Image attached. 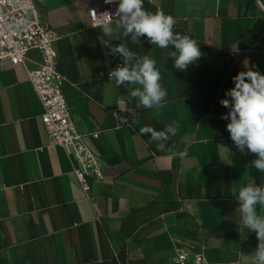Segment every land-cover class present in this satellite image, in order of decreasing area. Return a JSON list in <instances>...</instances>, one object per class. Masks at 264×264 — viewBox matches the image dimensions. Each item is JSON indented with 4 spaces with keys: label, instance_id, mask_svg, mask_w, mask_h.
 Masks as SVG:
<instances>
[{
    "label": "crops",
    "instance_id": "crops-1",
    "mask_svg": "<svg viewBox=\"0 0 264 264\" xmlns=\"http://www.w3.org/2000/svg\"><path fill=\"white\" fill-rule=\"evenodd\" d=\"M35 1L60 36L59 68L71 81L64 93L105 177H87V198L65 150L51 142L28 75L41 52L31 49L25 65H0V264H179L180 250L189 252L188 263L201 253L214 264H255L257 237L242 229L231 190L250 178L264 185V173L252 166L256 154L231 140L230 121L221 118L230 109L220 101L230 99L225 92L239 72L264 74V0H143L145 10L173 16V31L199 43L203 55L185 71L173 68L171 47L91 27L89 10L104 0ZM106 41L155 59L168 92L163 107H137L109 81L123 59ZM121 100L129 127L112 112ZM172 122L180 128L167 144L186 158L140 134Z\"/></svg>",
    "mask_w": 264,
    "mask_h": 264
},
{
    "label": "clouds",
    "instance_id": "clouds-1",
    "mask_svg": "<svg viewBox=\"0 0 264 264\" xmlns=\"http://www.w3.org/2000/svg\"><path fill=\"white\" fill-rule=\"evenodd\" d=\"M105 3L111 4L114 0H105ZM113 16L115 27L111 20ZM175 24V18L166 15L163 10L155 13L145 10L143 0H119L115 14H109V19L102 21L100 27L108 37L113 32L119 33L122 30L123 37L130 38L133 44L139 45L141 38L146 37L150 44L161 49L171 47L174 50L169 51L168 56L173 60V68L185 71L203 53L195 39L173 31ZM105 44L109 47L110 54L123 59L122 65H117L108 73L109 81H115L116 87L126 88L130 99L138 100L137 107L157 110L163 107L168 92L160 83L162 76L155 59L147 55L139 56L123 43L113 46L106 41ZM232 79L234 87L225 92V96L230 99L220 101L222 106L230 110L221 118L230 121L226 128L237 149L241 153L247 149L256 154L257 158L251 162L252 166L264 173V74L249 68ZM179 128L177 122L166 124L159 131L151 126H144L140 129V134L148 136L149 142L156 143L158 150H166L173 157L183 159L188 156L186 150L177 152L173 150L174 146L167 144ZM231 195L239 202L236 211L241 214L242 229L253 231L257 237L258 244L252 259L255 264H264V215L257 214V206L264 208V185H257L250 178L238 190L233 188Z\"/></svg>",
    "mask_w": 264,
    "mask_h": 264
},
{
    "label": "built area",
    "instance_id": "built-area-1",
    "mask_svg": "<svg viewBox=\"0 0 264 264\" xmlns=\"http://www.w3.org/2000/svg\"><path fill=\"white\" fill-rule=\"evenodd\" d=\"M118 2L119 0H114V3L108 4L104 0L101 8H91L89 10L91 27L99 28L102 21L109 19V14L114 15ZM111 20L112 23L115 22V17H111ZM59 39L60 36L47 23L35 0H0V65L7 60L16 65H25L31 49H38L41 52L42 63L37 68L28 70V75L43 106L42 120L51 142L65 150L72 164L73 173L87 198H90L91 187L87 177L94 176L98 181H102L105 177L103 161L87 144L85 138L88 133L80 132L74 123L64 93L65 84L71 81L59 68V53L56 48ZM112 112L118 126L132 125L125 100H121L119 106ZM89 134L98 136L99 132ZM188 256V251L180 250L177 262L214 264L201 253L194 255L192 263L187 262Z\"/></svg>",
    "mask_w": 264,
    "mask_h": 264
}]
</instances>
